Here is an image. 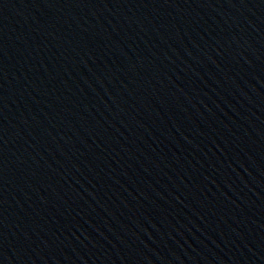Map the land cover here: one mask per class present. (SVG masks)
<instances>
[{
  "label": "water",
  "instance_id": "water-1",
  "mask_svg": "<svg viewBox=\"0 0 264 264\" xmlns=\"http://www.w3.org/2000/svg\"><path fill=\"white\" fill-rule=\"evenodd\" d=\"M0 264H264V0H0Z\"/></svg>",
  "mask_w": 264,
  "mask_h": 264
}]
</instances>
